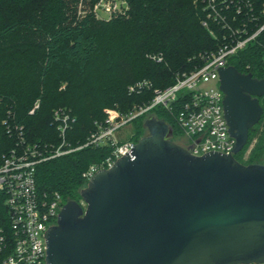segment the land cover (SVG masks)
I'll use <instances>...</instances> for the list:
<instances>
[{"label":"trees","instance_id":"obj_1","mask_svg":"<svg viewBox=\"0 0 264 264\" xmlns=\"http://www.w3.org/2000/svg\"><path fill=\"white\" fill-rule=\"evenodd\" d=\"M128 1L131 10L127 17L97 21L84 14L87 0L82 6L81 0L47 2L34 13L19 12L26 0H0V43L37 48L39 54L38 66L30 72L34 76L30 93L24 92L20 80L26 71L19 70L15 78L17 71L7 70L0 57V163L17 147L21 134L29 143H58L53 123L56 109L71 111L76 122L69 140L75 146L83 144L95 131V123L106 120L105 109L126 114L152 101V89L130 94L131 86L148 81L153 89H166L175 84L177 75L201 67L202 55L219 49L222 34H218L219 40L214 39L202 26L201 0ZM154 56L163 60L157 62ZM230 65L264 79V32L234 56ZM38 102L39 108L31 114ZM260 103L264 109V97ZM151 114L166 122L174 136L183 137L172 113L157 108ZM146 120L147 116H142L133 122L136 143L148 135ZM255 138L256 146L244 162L242 155ZM109 154L107 147L87 148L46 162L37 170L38 188L59 193L67 202H81V192L87 187L83 173ZM236 158L245 165H264V115ZM4 202L0 192V227L9 232ZM4 257L0 254V264Z\"/></svg>","mask_w":264,"mask_h":264},{"label":"water","instance_id":"obj_2","mask_svg":"<svg viewBox=\"0 0 264 264\" xmlns=\"http://www.w3.org/2000/svg\"><path fill=\"white\" fill-rule=\"evenodd\" d=\"M218 71L233 154L195 156L146 120L148 135L65 204L48 264H264V165L236 158L264 115V79Z\"/></svg>","mask_w":264,"mask_h":264},{"label":"built area","instance_id":"obj_3","mask_svg":"<svg viewBox=\"0 0 264 264\" xmlns=\"http://www.w3.org/2000/svg\"><path fill=\"white\" fill-rule=\"evenodd\" d=\"M84 1L81 0V6ZM87 1L89 6L84 14H91L97 21L125 18L131 10L128 0ZM201 3L204 29L217 40L218 34H222L219 49L201 56V67L177 75L175 84L166 89H153L148 81L131 86L130 94H141L146 89H152V101L136 106L126 114L117 109L107 110L106 120L95 123V131L83 144L75 146L69 140L76 118L68 109L58 108L53 113L58 143H29L21 134L17 147L3 156L0 163V192L5 197L9 232L0 227V254H5L1 264H48L45 235L57 225L59 214L67 202L59 193L39 190L38 167L87 148H109L110 154L106 158L92 164L83 173L88 186L96 173L110 170L136 146L133 138L121 137L120 134L136 119L142 116H147V120L152 118L151 113L157 108H164L175 116L176 124L186 140V148L193 155L203 156L212 151L233 154L236 140L228 131L223 103L225 95L220 89L218 68L232 66L231 59L264 32V0H201ZM152 58L157 62L163 60L160 56ZM210 82L215 87L202 91V85ZM39 106L38 102L31 114Z\"/></svg>","mask_w":264,"mask_h":264},{"label":"rangeland","instance_id":"obj_4","mask_svg":"<svg viewBox=\"0 0 264 264\" xmlns=\"http://www.w3.org/2000/svg\"><path fill=\"white\" fill-rule=\"evenodd\" d=\"M23 2L24 0H18ZM61 0H26V2L21 5L18 10L21 13L32 12L34 13L40 6H43V4H47V2L51 4H59ZM5 14H7L5 12ZM3 57L4 65L6 66L7 70H16V75L18 76L19 70L26 71V76L22 80V88L25 90V93H30V90L33 88V79L34 76L30 72H32L35 67L38 66V60H39V54L37 48H30V47H24L21 45H14L13 43H0V57ZM20 78V77H19ZM20 82V81H19ZM215 87V84L205 83L202 85L201 90L202 91H208ZM65 88V85L62 87ZM263 98V97H262ZM109 109H105V112ZM135 132L134 124L128 126L120 135L121 137H126L128 139L133 138ZM171 140L176 142L179 145H182L183 147H187L186 140L183 137L178 136H172ZM257 138H255L252 143L250 144L248 150L242 155V160L244 162H247L250 158L251 152L256 146ZM241 154V153H240ZM239 154V155H240ZM67 202V201H66ZM82 202V199H81Z\"/></svg>","mask_w":264,"mask_h":264},{"label":"flooded vegetation","instance_id":"obj_5","mask_svg":"<svg viewBox=\"0 0 264 264\" xmlns=\"http://www.w3.org/2000/svg\"><path fill=\"white\" fill-rule=\"evenodd\" d=\"M261 99V98H260Z\"/></svg>","mask_w":264,"mask_h":264}]
</instances>
